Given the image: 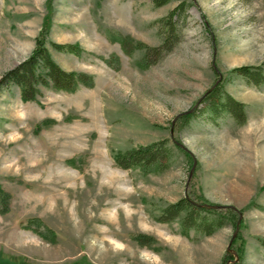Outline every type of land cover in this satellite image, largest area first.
<instances>
[{"label":"rangeland","instance_id":"rangeland-1","mask_svg":"<svg viewBox=\"0 0 264 264\" xmlns=\"http://www.w3.org/2000/svg\"><path fill=\"white\" fill-rule=\"evenodd\" d=\"M181 3L179 42L141 68L143 51L127 55L116 39L159 46L158 21ZM46 22L52 60L93 85L41 87L35 102L0 90V261L264 264V85L231 74L264 63V0H0V79L31 55ZM112 56L117 69L105 64ZM217 83L244 106L245 123L202 116L182 128L178 118ZM163 140V173L116 166L118 154ZM188 194L242 213L210 237L185 238L177 221L156 217Z\"/></svg>","mask_w":264,"mask_h":264},{"label":"trees","instance_id":"trees-1","mask_svg":"<svg viewBox=\"0 0 264 264\" xmlns=\"http://www.w3.org/2000/svg\"><path fill=\"white\" fill-rule=\"evenodd\" d=\"M170 0H153L156 7L168 4ZM185 4L181 3L174 8L163 20H159L161 43L157 47H148L141 43L132 44L127 40H118L121 48L129 55L133 49L143 51L140 66L147 69L159 63L168 55L179 42L178 26L179 18H185ZM39 34L36 46L31 55L18 66L8 71L0 79V90L9 86H15L20 91V97L24 102H35L40 96V88H50L54 91L73 93L79 86L91 87L93 78L79 72H66L62 70L51 58L45 47V38L48 31L47 22ZM133 45V46H131ZM51 47L57 52L72 54L79 57L82 50L75 45H60L51 43ZM112 69H117L118 58L115 56L104 60ZM241 77L247 85L261 87L264 85V63L257 67H241L231 71ZM202 106L201 108H198ZM206 116L207 121L217 125L218 120L230 117L236 125L245 123L244 106L223 92V86L216 84L208 90L199 100L197 106L178 118L179 125L184 128L192 119ZM179 145V143H176ZM189 155L188 153H186ZM190 156V155H189ZM115 164L122 170L137 169L142 174H160L168 169L170 152L163 140L145 147L127 150L118 154ZM7 195L0 190V204L6 205ZM242 211L231 207H222L209 203L202 196L184 195L174 203H169L162 208L156 217L157 222L169 224L178 222L180 233L189 238L194 232L200 237H210L224 228L226 224L236 225ZM34 223V222H33ZM146 238H137L140 245L146 246L149 241ZM259 243L264 249V240ZM0 264H6L0 261Z\"/></svg>","mask_w":264,"mask_h":264}]
</instances>
